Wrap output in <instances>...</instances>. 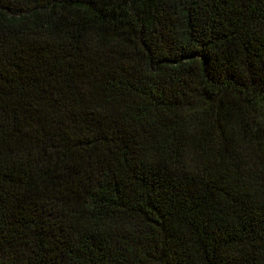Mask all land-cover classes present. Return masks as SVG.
Segmentation results:
<instances>
[{
  "label": "trees",
  "instance_id": "16d2710c",
  "mask_svg": "<svg viewBox=\"0 0 264 264\" xmlns=\"http://www.w3.org/2000/svg\"><path fill=\"white\" fill-rule=\"evenodd\" d=\"M0 264H264V0H0Z\"/></svg>",
  "mask_w": 264,
  "mask_h": 264
}]
</instances>
